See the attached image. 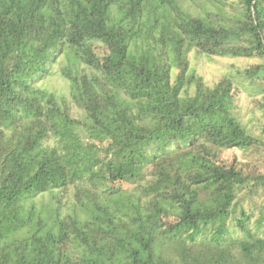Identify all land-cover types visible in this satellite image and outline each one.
<instances>
[{"label":"trees","instance_id":"16d2710c","mask_svg":"<svg viewBox=\"0 0 264 264\" xmlns=\"http://www.w3.org/2000/svg\"><path fill=\"white\" fill-rule=\"evenodd\" d=\"M193 51L264 59V0H0V264H264L241 87Z\"/></svg>","mask_w":264,"mask_h":264},{"label":"rangeland","instance_id":"374dc122","mask_svg":"<svg viewBox=\"0 0 264 264\" xmlns=\"http://www.w3.org/2000/svg\"><path fill=\"white\" fill-rule=\"evenodd\" d=\"M188 5L191 6L190 3ZM259 64L264 66V59L209 57L195 51L191 57L192 70L208 85H214L226 77L232 78L237 85H240L233 114L245 131L258 141L256 146L247 150H215L220 159L234 163L244 176L250 177L248 183L237 192L236 213L230 217L228 222V227L235 238L241 236L235 227V220L240 217L242 209L252 216L251 228H255L257 221L264 217V69L253 80L246 79L245 75L246 70ZM60 68L61 64L56 66L55 71L45 80L43 86L50 91L68 96L67 83L59 76ZM259 234L264 235V225Z\"/></svg>","mask_w":264,"mask_h":264}]
</instances>
